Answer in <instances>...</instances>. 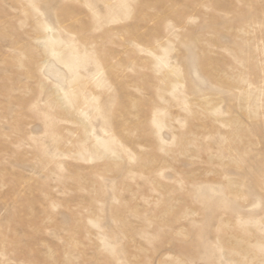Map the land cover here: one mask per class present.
Segmentation results:
<instances>
[{
	"label": "rangeland",
	"instance_id": "obj_1",
	"mask_svg": "<svg viewBox=\"0 0 264 264\" xmlns=\"http://www.w3.org/2000/svg\"><path fill=\"white\" fill-rule=\"evenodd\" d=\"M0 264H264V0H0Z\"/></svg>",
	"mask_w": 264,
	"mask_h": 264
},
{
	"label": "bare ground",
	"instance_id": "obj_2",
	"mask_svg": "<svg viewBox=\"0 0 264 264\" xmlns=\"http://www.w3.org/2000/svg\"><path fill=\"white\" fill-rule=\"evenodd\" d=\"M69 62H70V68L73 69L79 62L78 55L74 51L69 52Z\"/></svg>",
	"mask_w": 264,
	"mask_h": 264
}]
</instances>
